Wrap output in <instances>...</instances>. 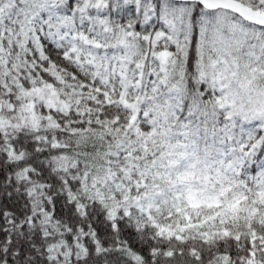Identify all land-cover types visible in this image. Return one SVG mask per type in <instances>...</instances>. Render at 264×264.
Segmentation results:
<instances>
[{
	"label": "snow or ice",
	"instance_id": "snow-or-ice-1",
	"mask_svg": "<svg viewBox=\"0 0 264 264\" xmlns=\"http://www.w3.org/2000/svg\"><path fill=\"white\" fill-rule=\"evenodd\" d=\"M202 153L264 185V0H0V264L182 258L148 221Z\"/></svg>",
	"mask_w": 264,
	"mask_h": 264
},
{
	"label": "trees",
	"instance_id": "trees-1",
	"mask_svg": "<svg viewBox=\"0 0 264 264\" xmlns=\"http://www.w3.org/2000/svg\"><path fill=\"white\" fill-rule=\"evenodd\" d=\"M186 164L173 173L170 182L166 174L161 179L163 195L148 221L157 225L160 244L184 251L182 258L162 264H196L190 253L202 255L201 264H208L210 250L223 254L211 264H237L238 254L244 264H260L251 253L264 243V185L247 187L228 165L209 160L207 154ZM248 244L253 247L249 249Z\"/></svg>",
	"mask_w": 264,
	"mask_h": 264
}]
</instances>
